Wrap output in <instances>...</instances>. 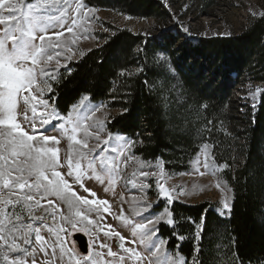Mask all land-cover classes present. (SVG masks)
Wrapping results in <instances>:
<instances>
[{
    "label": "trees",
    "instance_id": "1",
    "mask_svg": "<svg viewBox=\"0 0 264 264\" xmlns=\"http://www.w3.org/2000/svg\"><path fill=\"white\" fill-rule=\"evenodd\" d=\"M199 1L200 12L204 13L215 2ZM86 3L141 18L169 16L158 0H86ZM261 17L251 21L236 36L200 40L189 57L183 51L181 60L176 63L180 77L178 86L185 97L180 106L173 102L167 106L163 97L170 79L156 62L155 53L160 50L155 41L127 28H115L111 35L103 37L105 41L101 46L71 63L70 73L63 71L54 84L51 99L63 114L83 95L119 110L108 121V131L130 137L135 142L136 155L149 161L161 159L169 172L186 171L204 142L212 144L218 163L232 165L233 149L238 146L236 123L241 120L226 112L232 104L230 76L234 74V80H239L247 72L253 82L264 83V19ZM145 44L148 45L146 50ZM188 59H192L189 65L185 64ZM202 60L206 61L208 70ZM205 71L208 74L205 75ZM245 113V145L240 146L244 160L234 171L224 172L232 189L229 218L217 214L214 203L209 201L177 202L170 206L175 227L159 226L164 239L172 236L173 231L186 237L178 250L175 238L166 245L184 258L192 259L190 237L195 229L189 220L199 222L201 214L210 209L200 244L205 264H218L219 252L215 249L218 242L228 249L229 261L235 258L234 252L239 253L245 264L264 261V103L261 96L256 111L251 113L247 107ZM229 120L231 133L220 128ZM209 128L212 130L208 131Z\"/></svg>",
    "mask_w": 264,
    "mask_h": 264
},
{
    "label": "rangeland",
    "instance_id": "2",
    "mask_svg": "<svg viewBox=\"0 0 264 264\" xmlns=\"http://www.w3.org/2000/svg\"><path fill=\"white\" fill-rule=\"evenodd\" d=\"M158 1L167 9L169 13L168 18L130 16L110 8L92 6L87 4L86 0H81L86 8L84 13L79 17L75 16L74 11L71 13V16L78 21L71 33L67 31V27L71 26L70 20L61 22L65 24L63 28L59 25L50 28L49 35L54 32L62 33L58 38L60 49L58 56L57 52H49L48 54L53 56L51 61H47L46 56L39 58L44 62L38 63L36 66L37 75L35 82L30 89L24 90L23 93L24 95L31 94L37 98L32 102L37 105V116L39 117L40 114L49 111L53 106L55 107L51 94L47 90L48 87H51L53 91L54 84L59 80L61 73L67 71L66 68H69L71 63L79 61L87 51L101 46L105 41L103 37L111 35L115 28H127L135 34H141L146 37L156 35L161 29L167 28L173 36L177 37L176 41L171 45L170 51L164 54L169 58L167 63H164L162 58L157 57L156 62L163 67L166 76L170 79L168 81L169 85L166 86L163 95L167 106L171 102L180 106L184 103L185 97L178 86L180 84V77L176 69V63L181 60L183 51H186L189 57L192 54V49L200 44V40L212 37L236 36L251 21L264 15V0H215V2H212L206 8L207 13L200 12L201 2L199 0ZM31 2L41 5L45 3L51 4L53 0H31ZM60 3H63V0H58L55 7L48 9V12L52 15L51 17L45 15L42 18L45 22L51 20L52 24L56 23L60 15V13H57L56 7H59ZM68 4H71L73 9L75 8L72 0H68ZM89 9L91 11H88ZM2 28L3 25H0V29ZM185 28L188 29V35H185L182 31ZM53 39L55 40L56 38L53 37ZM191 60L188 59V62L185 64L189 65ZM202 64L208 70L205 60H202ZM41 67L46 69L47 76L39 74L38 70ZM206 74L208 73L205 71ZM234 76V74L230 76L231 80L229 84L232 91V104L229 105L226 112L229 116L237 117L241 121L236 123L238 136L235 138L237 139L238 146L233 149L235 159L232 165H230L231 171L238 168L244 160L240 146L245 145L243 132L246 108H250L251 113H254L260 102L259 92L264 91V83L253 82L249 73L244 72L239 80H234ZM51 77H55V79ZM41 89L43 90L42 92ZM85 97L88 98L86 99ZM40 100H47L49 102L47 110L39 105ZM28 108L27 116L31 118V105ZM55 109L63 119H52L55 127L45 125L44 127L47 128V131H44L43 135L57 137L58 143L56 147L59 149L58 156L63 165L57 170L62 174L67 172V160L70 151L74 160L77 151L86 152V158L81 160L82 169L86 173L91 174L89 168V163L91 162V166L96 169L97 174L101 175L104 182L101 183L95 179L89 180L86 177L84 180L85 186L108 199L110 201L108 203L110 209L113 204L119 210H111V214L101 213L98 216L95 211H89V206L87 205L79 204L77 207L69 209L66 201L61 200L59 197H50L57 212L55 224H53L51 215L48 216L47 223L61 229L60 235L63 240V251H61L55 233L50 232L48 228H43L41 234L47 241L49 251L47 256L36 253L38 264H41V262L42 264H84L85 260H88V264H93V261H95V264H117V260L110 257L108 251L110 248L112 252L121 255L122 253L117 246L118 241L106 238L104 232L100 231V228L107 230V226L110 225L112 229L120 231L131 240V230L123 227L122 222L118 219H113V216H119L123 212L130 220L139 222L140 218L136 216L137 212H140L146 218H155V215L159 213L164 220H167L168 216L165 214V209L167 207L168 211H170L171 205H166L159 197L156 187L157 183L163 184L169 189L173 199H176L179 203L196 204L204 201L214 203L215 210L219 215L221 212H224L222 201L226 196L231 204L232 189L224 176L226 169L222 168L225 163H218L215 160L213 147L208 154L209 169L205 170L202 167L204 160L202 146L205 143L212 145L209 142H204L199 146L197 153L189 162V168L186 171L169 172L164 168L161 159L155 161L144 160L134 153L133 147L128 149L125 146V141L131 140L130 137L108 131V121L111 117L118 114L119 110L111 109L102 102L91 101L88 95H83L65 114L60 113L56 107ZM24 116L25 112L21 101V107L17 114V122L21 123L22 127L31 134V125L24 119ZM45 118L51 119L48 116ZM68 119L73 121V124L67 125L69 128L73 125L78 126L76 135L77 139L81 141L80 145H77L74 141L70 142L67 136L71 132L64 133L60 128V125L66 124ZM231 123L229 120L220 128L225 130V132L231 133ZM36 126L37 128L41 127L39 122H37ZM97 136H99V139H97ZM105 141H109V143L105 145ZM70 143L72 145L71 150L69 148ZM84 144L87 145L86 148H84ZM101 147L105 149L102 153H100ZM97 153L100 154L97 155ZM197 156L200 157L199 164L197 163ZM100 160L104 161L103 165L100 164ZM142 172H148L150 174L149 177L147 179L143 178ZM66 178L69 180L72 190L79 196L84 197L87 194L79 184L72 181V178ZM224 182H227L228 188L231 189L230 192L223 189ZM217 183L221 184V188L216 187ZM142 184L150 185V190H142L139 187ZM0 198L7 199V193L0 191ZM157 200H160V203L156 204ZM149 204H155V207L150 211H145ZM42 205L46 206L47 201H42ZM0 207H4V205L0 203ZM77 208L87 215L93 223L81 221L79 217H76L75 211ZM11 211L9 209V212ZM42 212V207L34 209L35 215H41ZM15 213L22 215L25 220L28 219L26 209L22 211L21 208L17 207ZM224 216L229 217L230 213L224 212ZM73 224H75V228H73ZM77 232L83 233L88 239L89 250L86 254L79 251L76 241L72 239V235ZM22 235L18 233V236ZM32 238L34 239V234ZM138 239L139 237H137ZM17 242L22 243V240H18ZM105 244L108 247H101V245ZM126 246L137 247V250L143 257L140 264H150V262L151 264H172V262H182L184 260L181 254L167 249L166 246H163L156 256L148 253L145 245L137 243L136 245L126 244ZM53 247H55V255L52 254ZM215 249L219 252L218 264H230L228 257L230 254L226 246L222 242H218L215 245ZM6 251V249L0 251V264H5L3 255ZM29 251L31 252L32 249H29ZM90 257L91 259H89ZM13 258L17 257L9 255L10 260ZM26 259L27 264H31L32 257L29 256ZM127 264H132V262L129 261Z\"/></svg>",
    "mask_w": 264,
    "mask_h": 264
},
{
    "label": "snow or ice",
    "instance_id": "3",
    "mask_svg": "<svg viewBox=\"0 0 264 264\" xmlns=\"http://www.w3.org/2000/svg\"><path fill=\"white\" fill-rule=\"evenodd\" d=\"M57 2L58 0H53L51 4L37 5L31 0H0V25H3V28L0 29V191L8 195L7 199L0 198V203L4 205V207H0V251L7 250L3 255L5 264H27L26 258L29 256L32 257L31 264H38L36 253L47 256L49 248L47 241L41 234L43 228H48L50 232L55 233L61 251H63L61 229L47 223L48 216L51 215L53 224H55L57 212L50 197L55 196L66 201L69 209L83 204L89 206L88 210L95 211L98 216L101 213L111 214L108 202L99 199L89 200L86 197L79 196L72 190L69 180L66 178H72V181L79 184L89 195H96L92 189L85 186V178L87 177L89 180L95 179L101 183L104 181L101 175L97 174L96 169L91 166V162L89 163L91 174L86 173L82 169L81 160L86 158V152L77 151L74 160L70 151L67 160V172L62 174L57 170L63 166L58 156L59 149L56 147L58 143L57 137L43 135V132L47 131V128L44 127L45 125L55 127L52 119H63L56 112L55 107L53 106L49 111L40 114L38 117L37 105L32 103L37 98L31 94H23L24 90L30 89L35 82L37 64L44 62L39 58L46 56L47 61H51L53 56L48 54L49 52H57L58 56L60 50L58 38L62 33L54 32L49 35V29L57 25L63 28L65 24L61 22L70 20L71 26L67 27V31L71 33L78 22L77 19L71 16V13L74 11L75 16L79 17L86 8L81 0H72V3L75 4L74 9L71 4H68V0H63V3L56 7L57 13H60L56 23L52 24L51 20L45 22L42 18L45 15L51 17L52 14L48 12V9L55 7ZM88 11L91 10L89 9ZM261 18L264 19V17ZM182 31L185 35H188V29L185 28ZM53 37L56 39L54 40ZM149 38L155 41L157 48L160 50L155 53V56L162 58L163 62L167 63L169 58L164 54L170 51L171 45L176 41L177 37L173 36L167 28H163L158 34ZM147 47L148 45L145 44L144 49L146 50ZM66 70L70 73V68H66ZM38 72L41 75H48L43 67L39 68ZM51 78L55 79V77ZM144 83L147 85V81H144ZM47 90L49 94L54 95L51 87H48ZM259 94L261 103H264V91H260ZM85 98L87 99L88 97ZM21 101L25 112L24 119L31 125V134L22 127L21 123L17 122ZM29 105H31V118L27 116ZM39 105L46 110L49 108L47 100H40ZM46 116L51 117V119L45 118ZM37 122L40 123V128H37ZM208 123L211 125L212 121ZM71 124H73V121L68 119L66 124L60 125V128L64 133L71 132L67 136L70 142L74 141L77 145H80L81 141L77 139L76 135L78 126L73 125L69 128L67 125ZM211 130V128L208 129V131ZM97 139H99V136H97ZM108 143L109 141L104 142L105 145ZM134 144L135 142L130 139L125 141V146L128 149H131ZM86 147L87 145L84 144V148ZM69 148L71 150V143ZM211 148L212 145L208 143L202 146L204 155L202 167L205 170L210 167L208 154ZM104 150L101 147L100 153ZM100 153H97V155ZM197 163H200L199 156H197ZM100 164L103 165L104 161L100 160ZM222 168L230 170V165L225 163ZM141 175L147 179L150 174L142 172ZM139 187L142 190H150L151 188L148 184H142ZM156 187L159 197L166 205H174L178 202L173 199L171 191L163 184L157 183ZM216 187L221 188V184L217 183ZM223 189L231 191L227 182H224ZM42 201H47V205H42ZM155 203H160V200ZM17 207L21 208L22 211L27 210V220L22 215L15 213ZM41 207L43 208L42 214L35 215L34 209ZM153 207H155V204H149L145 211H150ZM222 207L224 212L231 213L232 205L229 203L227 196L222 201ZM9 209L12 211L9 212ZM209 210L206 209L201 214L199 222L189 220V223L195 229L190 237L193 241L192 259L185 257L182 262H172V264H205L201 258L203 249L200 244H202L203 235L206 231L207 212ZM224 212H221L220 215L224 218H229L224 216ZM165 214L168 216L167 220H164L159 213L155 215V218H146L140 212H137L136 216L140 218L139 222L130 220L123 212L119 216H113V219H118L122 222L123 227L131 230L132 239L129 240L120 231L112 229L110 225L107 226V230L100 228L106 238L118 241L117 246L122 253L118 255L109 248L108 255L117 260V264H127L129 261L132 264H140L143 259L142 254L137 250V247H128L126 244L136 245L138 243L139 245H145L146 251L152 256H156L161 248L170 243L173 238L177 240L176 247L178 250L186 237L178 235L175 231L168 239L161 237L159 227L161 224L175 227L173 213L168 211L167 207ZM75 216L79 217L81 221L93 223L78 208L75 211ZM73 228H75V224H73ZM18 233L23 235L18 236ZM33 234L34 239L32 238ZM137 237H139L138 240ZM18 240H22V243L17 242ZM101 247H108V245H101ZM29 249H32V251L30 252ZM52 254L55 255V247L52 248ZM9 255L17 258L10 260ZM233 256L235 258L230 261V264H245V261L240 259L238 252H234ZM84 264H88V260H85ZM93 264H95V261H93ZM247 264H251V261H248ZM261 264H264V261Z\"/></svg>",
    "mask_w": 264,
    "mask_h": 264
},
{
    "label": "water",
    "instance_id": "4",
    "mask_svg": "<svg viewBox=\"0 0 264 264\" xmlns=\"http://www.w3.org/2000/svg\"><path fill=\"white\" fill-rule=\"evenodd\" d=\"M72 239L76 241L79 251L81 253L86 254L88 252L89 250L88 239L83 233L81 232L74 233L72 235Z\"/></svg>",
    "mask_w": 264,
    "mask_h": 264
},
{
    "label": "bare ground",
    "instance_id": "5",
    "mask_svg": "<svg viewBox=\"0 0 264 264\" xmlns=\"http://www.w3.org/2000/svg\"><path fill=\"white\" fill-rule=\"evenodd\" d=\"M93 192H95V191H93ZM96 193V195L95 196H91V195H89V193H87L84 197H86V198H88L89 200H93V199H99V200H104V201H106V202H108V203H110V201L108 200V199H106L105 197H103L100 193H97V192H95ZM110 205V204H109ZM115 209H117V210H119V208L116 206V205H111V210H115ZM112 219V218H111ZM112 221V220H111ZM109 223H110V221H109Z\"/></svg>",
    "mask_w": 264,
    "mask_h": 264
}]
</instances>
